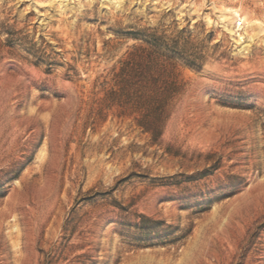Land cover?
Here are the masks:
<instances>
[{
  "label": "rangeland",
  "instance_id": "374dc122",
  "mask_svg": "<svg viewBox=\"0 0 264 264\" xmlns=\"http://www.w3.org/2000/svg\"><path fill=\"white\" fill-rule=\"evenodd\" d=\"M0 264H264V0H0Z\"/></svg>",
  "mask_w": 264,
  "mask_h": 264
},
{
  "label": "trees",
  "instance_id": "16d2710c",
  "mask_svg": "<svg viewBox=\"0 0 264 264\" xmlns=\"http://www.w3.org/2000/svg\"><path fill=\"white\" fill-rule=\"evenodd\" d=\"M141 49L142 48L140 46H136L134 50L135 52L130 54L129 59L135 60L141 57V54L139 53ZM137 84L139 83H135V85ZM135 85L131 84V86H134L132 87L131 94L134 95V98L132 99L134 102L132 103L136 104V107L137 105L140 106L143 105L146 107H149L150 105L151 106L162 105V103L164 102L165 92L163 91V89L158 88L154 82L140 83L136 87ZM144 118L145 120H142V122L144 123V127H145L146 126L145 122L147 124V116H144ZM155 222L156 221L152 220L151 218L145 215H141V220L137 225L139 231H141L140 235H147L151 231H153V229L156 228V226H154Z\"/></svg>",
  "mask_w": 264,
  "mask_h": 264
},
{
  "label": "bare ground",
  "instance_id": "6f19581e",
  "mask_svg": "<svg viewBox=\"0 0 264 264\" xmlns=\"http://www.w3.org/2000/svg\"><path fill=\"white\" fill-rule=\"evenodd\" d=\"M234 14H237V12L234 11ZM221 18L223 19L224 22H227V23L230 22L229 16L225 15L224 13L221 14Z\"/></svg>",
  "mask_w": 264,
  "mask_h": 264
}]
</instances>
